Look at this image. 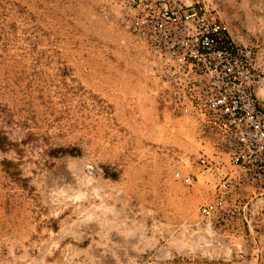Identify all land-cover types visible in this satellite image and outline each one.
Here are the masks:
<instances>
[{
	"label": "rangeland",
	"instance_id": "obj_1",
	"mask_svg": "<svg viewBox=\"0 0 264 264\" xmlns=\"http://www.w3.org/2000/svg\"><path fill=\"white\" fill-rule=\"evenodd\" d=\"M129 1L0 0V264H264V179L159 87ZM199 1L258 66L264 0Z\"/></svg>",
	"mask_w": 264,
	"mask_h": 264
},
{
	"label": "built area",
	"instance_id": "obj_2",
	"mask_svg": "<svg viewBox=\"0 0 264 264\" xmlns=\"http://www.w3.org/2000/svg\"><path fill=\"white\" fill-rule=\"evenodd\" d=\"M123 23L148 50L150 72L174 105L215 129L217 148L263 181L264 109L252 47L233 40L217 12L199 0H130ZM200 163L210 165L205 157ZM220 208L216 197L200 213Z\"/></svg>",
	"mask_w": 264,
	"mask_h": 264
},
{
	"label": "trees",
	"instance_id": "obj_3",
	"mask_svg": "<svg viewBox=\"0 0 264 264\" xmlns=\"http://www.w3.org/2000/svg\"><path fill=\"white\" fill-rule=\"evenodd\" d=\"M4 138H6L5 136H3ZM7 143V140L6 139H3L0 141V149L3 148V146H6ZM52 154L54 156H58L59 154H69V155H72V156H76V155H79L80 153V150L77 148V147H69V148H56V149H53L52 150ZM107 176L111 177V178H116L117 174L115 172H112V173H109L107 172L106 173Z\"/></svg>",
	"mask_w": 264,
	"mask_h": 264
},
{
	"label": "crops",
	"instance_id": "obj_4",
	"mask_svg": "<svg viewBox=\"0 0 264 264\" xmlns=\"http://www.w3.org/2000/svg\"><path fill=\"white\" fill-rule=\"evenodd\" d=\"M263 42L259 43L258 62H259V65L264 68V46H263ZM259 89H260V86L258 87V91L260 92Z\"/></svg>",
	"mask_w": 264,
	"mask_h": 264
}]
</instances>
